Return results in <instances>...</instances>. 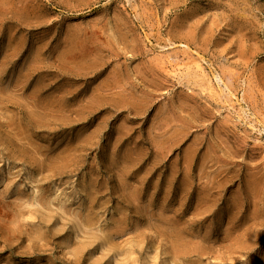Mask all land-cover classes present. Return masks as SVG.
<instances>
[{
    "label": "rangeland",
    "instance_id": "1",
    "mask_svg": "<svg viewBox=\"0 0 264 264\" xmlns=\"http://www.w3.org/2000/svg\"><path fill=\"white\" fill-rule=\"evenodd\" d=\"M0 264H264V0H0Z\"/></svg>",
    "mask_w": 264,
    "mask_h": 264
}]
</instances>
